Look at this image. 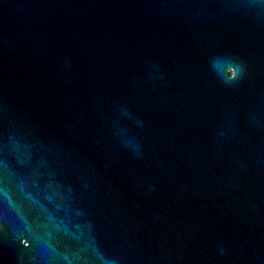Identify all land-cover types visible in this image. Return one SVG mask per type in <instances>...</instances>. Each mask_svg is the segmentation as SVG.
<instances>
[{"label":"water","instance_id":"1","mask_svg":"<svg viewBox=\"0 0 264 264\" xmlns=\"http://www.w3.org/2000/svg\"><path fill=\"white\" fill-rule=\"evenodd\" d=\"M0 158V264H264V0H0Z\"/></svg>","mask_w":264,"mask_h":264},{"label":"clouds","instance_id":"2","mask_svg":"<svg viewBox=\"0 0 264 264\" xmlns=\"http://www.w3.org/2000/svg\"><path fill=\"white\" fill-rule=\"evenodd\" d=\"M209 69L222 82L236 81L243 77L245 73V65L238 59H234L229 55H215L209 58ZM231 69V75L228 74ZM127 114V110H125ZM135 123L142 127V121L136 120ZM117 136L123 147L129 149L136 155H141L139 142L134 136H131L128 129L121 128L117 132ZM224 251L223 248L220 249Z\"/></svg>","mask_w":264,"mask_h":264},{"label":"snow or ice","instance_id":"3","mask_svg":"<svg viewBox=\"0 0 264 264\" xmlns=\"http://www.w3.org/2000/svg\"><path fill=\"white\" fill-rule=\"evenodd\" d=\"M5 166H6L5 161L2 158H0V170H2ZM21 191H22V188H21ZM6 195H7V193H6L3 185H2V183H0V200H2L3 197Z\"/></svg>","mask_w":264,"mask_h":264}]
</instances>
